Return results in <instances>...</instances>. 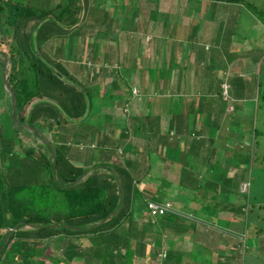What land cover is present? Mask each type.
Wrapping results in <instances>:
<instances>
[{
	"label": "trees",
	"instance_id": "trees-1",
	"mask_svg": "<svg viewBox=\"0 0 264 264\" xmlns=\"http://www.w3.org/2000/svg\"><path fill=\"white\" fill-rule=\"evenodd\" d=\"M31 1L36 2L35 6ZM88 1L83 0L81 4V0H46L42 5L40 0H0V45L7 47L5 53L0 52L1 74L15 98L13 115L17 120L11 136L0 129V264H74L79 259L83 264H139L137 261L141 257L147 258L145 264H150L151 260L157 264H172L193 258L198 251L206 253V258H198L196 264H217L211 261L212 246L197 241L195 236L199 232L193 230L202 224L205 228L202 239H208L213 231L207 232L206 225L218 228L214 235L223 241L220 250L222 245L226 249L224 242L232 237H222L219 232L225 228L226 218L227 232L243 234V240H231L234 251L240 252L238 246H242L244 252L250 250L253 244L264 240V197L249 194V187L246 191L238 188L241 180L250 186V176L260 161L254 152L256 141L248 142L243 133L238 136L231 132L238 122L229 124L231 134L225 138L233 139L240 162H229L232 155L226 153L228 158L220 161L224 168L221 169L220 156L213 163L211 153L215 148L212 145L217 142L216 131L223 118L228 114L230 123L239 121L240 116L238 110L225 112L227 105L234 106L235 102L233 89L225 82L221 87L219 83L216 86L217 75L223 73L224 76V72L212 69L213 72L207 70L205 75H199V70L203 68L202 59L212 48L216 50V45L223 47L219 51L224 53L223 63L231 48L242 43L250 33L264 34L260 20L264 19V15L261 17L264 9L246 0H169L172 3L168 10L158 12L160 0H155L157 19L145 18L149 36L148 30L144 34L135 31L140 30L139 23L143 22L141 18L145 13L153 11L148 7L153 0H128L124 12L121 9L119 13L120 18L124 17L123 24L128 22L127 14L137 17L135 23L122 30L126 44L117 49L114 62L110 60L108 46L101 52L96 42L89 47L91 55L85 54L86 50L69 51L65 60L61 56L66 49L62 43L71 36L70 31L74 37L80 36L75 28L85 15ZM180 1L183 10L176 8ZM215 12L223 16L220 22L210 24ZM174 17H179L181 22L175 24L177 36L173 39L167 34L171 32L175 20H170ZM242 19L243 25L239 28ZM195 21L201 22L196 29L193 27ZM100 27L103 29L96 37L105 39L109 31L104 17L100 19ZM146 34L151 41L149 49L155 47V51L151 52L153 58L150 56L140 63L141 56L135 53L138 50L142 53ZM112 39L119 43L121 38L115 34ZM192 62H195L194 73L189 66ZM128 70L137 76L126 73ZM106 73L112 77L108 86L104 84ZM133 86L139 88L136 96L140 111L130 114L133 117L131 128L126 121L111 124L104 121V114H94L97 97H109L113 101L118 95L116 104L125 108L134 97ZM193 91L197 95L189 97ZM162 96L168 98L165 115L171 114L172 122L158 135L153 126L164 116L157 100ZM192 114L200 115L199 125L189 132L187 126ZM24 123L33 130L29 135L21 132V136L18 126L23 128ZM105 124L118 127L120 131L118 141H112L111 145L105 133L99 132ZM144 129H150L156 141L143 139L134 155L141 160L135 167L132 165L134 157L129 156L132 146L127 140L131 135L142 136ZM252 130L255 137L258 130L255 127ZM37 141H41L42 146H35ZM23 144L28 146L23 147ZM17 145L22 151L16 149ZM119 145L120 155L116 151ZM102 146L107 152H115L118 159L98 161L102 158L93 151H102ZM109 146L111 149L107 148ZM158 146L164 148L163 154L157 152ZM197 148V153L193 154L192 149ZM201 149H204L205 159L199 163V157L203 156ZM161 157L180 164L177 179L183 188L194 186V193L199 188L203 192L200 203L192 207V215L201 222L192 223L188 239L177 247L175 238L184 234V225L187 228L191 221L173 211L152 216L147 202L157 201L159 197L145 187L138 191L142 174L150 173L151 163ZM225 166H230V170H224ZM168 183L165 181L164 185ZM164 187L167 186H161ZM159 188L160 185L156 187ZM229 196L232 202L226 199ZM135 210H138V221L134 217ZM145 210H148L147 218L142 213ZM211 210L224 211L226 216H217ZM144 218L147 220L144 222H148L145 233V223L140 229L136 227ZM238 219L241 220L237 224ZM233 224L237 225L233 228ZM82 239L89 242L86 247ZM47 248L52 252L46 255Z\"/></svg>",
	"mask_w": 264,
	"mask_h": 264
},
{
	"label": "rangeland",
	"instance_id": "rangeland-1",
	"mask_svg": "<svg viewBox=\"0 0 264 264\" xmlns=\"http://www.w3.org/2000/svg\"><path fill=\"white\" fill-rule=\"evenodd\" d=\"M45 1L46 0H40V3L43 5L45 3ZM50 1L51 2H54V1L57 2L59 0H50ZM127 1L128 0H89L86 4V7L88 9L86 10L84 17L81 16L79 23L76 26L77 28H75V24L73 26L70 25V27L72 26V29L75 28L76 30H78V33L80 34V36L78 38H76V37H74V35H72L71 31L69 32V35H71V36H69L66 40L63 41L62 44L65 46L66 49H64V53L61 54V56L63 58H65V60H66L68 55H70L69 51L75 52V50H77L79 52H83L86 50L85 54L91 55L93 52L88 51L89 47L91 44H93V42H96V46H97L96 48H97V50L100 49L101 52L105 49V47L107 48V46H108V53L111 56L110 60L112 62H114L115 61L114 56H115L117 49H119L121 45L126 44L125 41L123 42L122 30H124L125 28H128V26H130L128 24L135 23L136 17H137V15H135L133 13L131 15L127 14V21L129 23L127 22V23L123 24L122 20L124 19V17L120 18L119 13H120L121 9L124 12V6L126 5ZM131 1H134V0H129V2H131ZM246 1H251L252 3L258 5L259 9H264V0H246ZM24 2H25V0H24ZM170 2L172 3V1H169V0H160L159 1V7L157 5V8H159V9H157V11L160 10V12H161V11L168 10ZM31 3H33L32 6H35L34 4H36L35 1L34 2L31 1ZM80 3L84 4L83 0H81ZM167 3H168V6H167ZM155 5H156L155 0H153V2L148 4V7L150 9H153V11L146 12L145 17L141 18L143 20V22L139 23L140 30L135 31L136 33H143L144 34L145 30H148L145 28V20H146L145 18H147V16L151 17L150 20L154 19V21H155L157 19V12L155 9V7H156ZM182 7H183V3H182V1H180V4H178V6H176V8L178 10H183ZM173 8H175V7H173ZM82 9L83 8H81V11H83V10L85 11V9H83V10ZM169 10L173 11L171 9H169ZM260 13H261V11H260ZM186 14H189V12H187ZM200 14H204V13L200 12ZM243 14H245V13L243 12ZM180 15H182V13ZM263 15H264V12L261 13V17H263ZM102 17H104V25H107V27H108L107 31H109V33L106 34L105 39L102 37H100V38L96 37L97 32L100 31L102 28V27H100V19ZM206 17L211 18V15H207ZM119 18H120V20H119ZM197 18H199V17H197ZM179 19H180L179 17H174V18H171V20H170V22H172L173 20H175V21L172 22L174 24L171 26V29H170L171 32H168L167 35L170 37H173V39H174V37L177 36V33L175 32V30H176L175 24L181 22V19L180 20ZM243 20L244 19H242L239 22L240 23L239 28H241V26L243 25ZM198 22L199 21L194 22L193 27L195 29L197 28ZM199 23H201V22H199ZM120 26H121V29H120ZM181 26H183V25H181ZM182 28H184V27H182ZM88 32H91L94 34L92 36V38H90V36L88 37V35H87ZM115 34H118V36H120V38L122 39V40L117 39L119 41V43L115 42V40L112 39V37H114ZM147 34H149V36H150L149 30H148ZM149 36L147 35V37H145V41L143 44V50H142L141 57H140V63H143L144 59L149 58L150 56H151V58H153V56L151 55L153 48L149 49V44H150V40L148 39ZM158 43L160 44V40H158ZM2 47H3V50H1L0 52L5 53L4 48L6 46L2 45ZM6 50H7V47H6ZM46 50H47V48H46ZM121 50L123 52L125 51L123 49H121ZM132 51L135 53L134 50H132ZM211 52H213V48L211 49L210 54H211ZM104 54L105 53H103V55ZM138 55H140L139 50L135 53V56H138ZM216 55H215L214 62H210L208 65L204 66L203 67L204 70L205 69H218V67H215V64L217 63V65H218L221 62L222 55L220 53H219L218 57ZM126 73H129L133 76H137V73H135V72L131 73L130 70H128ZM262 77L264 78V74H262ZM111 78L112 77L108 73L105 74L104 84L107 83L106 86L109 85V81ZM0 79H2L1 73H0ZM118 81L122 86L123 85L122 79L119 78ZM262 81L264 83L263 79H262ZM133 87H135L132 90L134 97H132V99L130 101H128V104L126 105L125 108L121 107V104H119V105L116 104L115 101L116 100L118 101V99H119L118 95H117V97H115L117 99H113V101L109 97H107V99L105 97H97L94 99V107H93L94 108L93 109L94 114H96V115L98 114V116L101 114H104L105 115L104 121H106L107 123H111V124L122 123V122L126 121L127 125L131 128V126L133 125V120H132L133 117H131L130 114L132 112L139 113V111H140V108L137 104V102L139 101V97L136 96L137 93L139 92V88L136 86H133ZM209 90H211V89H208V91ZM262 90H263V88L261 89V91ZM104 91H105V88H104ZM194 95H197V93L193 91L192 94L189 95V97L194 96ZM119 96H120V98H122V94ZM259 97H260V103H258L259 104L258 108H263L264 105H262L261 102L264 103V98H261L260 94H259ZM157 100L160 101L158 108L164 114V116L162 115V118L159 119L157 126H153V130H156L157 134L159 135V132H165L166 126L167 127H168V125L170 126V124L172 122V117H171L172 115L171 114L169 116L167 114L165 115L167 105H168L167 96L157 97ZM0 105L3 106L2 101H0ZM147 106L148 105H146V107ZM3 108L4 107H2V115H0V128H1V130H3V133L7 132V135L11 136V133L13 134V131L11 132V129H10L11 125H10V122L7 120L8 119L7 118L8 117V111L5 108L4 109ZM257 114L258 115H252V113L250 112L247 116V111H246L245 114H243V116L239 119L237 126L233 127L234 131H231V132H235L236 134H238V136H240L242 133L243 134L245 133L246 135H244V136H245V138H247L248 142H251V140H254V139L256 141L255 142L256 150H254V152L260 161L257 162V165L253 169L252 176H250V178H252L250 180L251 181L250 186L248 185V183H242L241 184V190L246 191L249 187L248 193L250 192L251 195L253 193L257 194L258 196H261V198H263L264 197L263 196L264 195V161L263 160L261 161V155H259V154L264 155V131H261L259 129L260 124H261V121H259V119H261V116H260L261 114H260V112H257ZM191 116H194V115H191ZM144 118H146V116ZM227 122L228 121H223L221 126L219 127V129L216 131L218 134V137L216 135L217 142H214L212 145V147L215 148V151L213 153H211V158H213V160L212 159L211 160L213 161V163L216 162L217 157H219V156L222 157L219 160V162L220 161L223 162V159L225 157L228 158L226 156V153L232 155L229 162H232L233 164L240 162V160H239L240 157L238 155L239 153L237 152L238 150H236L234 147L233 139L230 136H228V138H225V135L229 134L228 129L226 127H224L227 124ZM16 125H17V123H16ZM195 125H199V119L197 116H196V121L194 123L191 122V119L189 118L188 126H187L188 131L193 132L192 130H193ZM253 127H256L258 130V133H256L255 137L253 136V130H252ZM111 128H112V131L110 132ZM196 128L198 129V127H196ZM29 130L31 131L33 129L29 128ZM149 130L150 129H148L146 131L144 129V133H141L142 136L131 135L130 137H128L127 143H130L132 146V151L129 152V156L134 157V161H132V165L135 167L140 164L141 160L137 159L136 156H134V155L136 154L137 149H140L142 142H143V139H145V137H146L152 141H154V140L156 141V138H155L156 135L152 136ZM170 130H171V127H170V129H168V132L171 134L173 131H170ZM211 131H213V130H211ZM99 132H101L102 134L105 133L104 136L107 140V143H110L109 145H111L112 141H113V143L118 141L119 132H120L118 127H113L110 124H105L104 126H102V128L100 129ZM207 132H208L207 136L211 135L209 133L210 130L207 129ZM250 133H251V135H250ZM187 134H185L184 136L187 137ZM99 138H100V135H99ZM95 139H92V141L94 142ZM242 143L244 144V142H242ZM34 145L35 146H37V145L42 146L41 141H37ZM188 145H190V143H188ZM196 145L197 146L200 145L199 141L196 142ZM27 146H28L27 144H23V147H27ZM229 146L231 148H229ZM111 147L112 146H109L107 148L111 149ZM16 149L19 151H22V149L20 148L19 145L16 146ZM40 149H42V148H40ZM100 149L102 151H100L99 149H98V151H93L94 153L98 154V157L102 158V160H98V161H103V162L106 160L116 161L118 159L116 153L113 152L112 150L107 152L104 150V149H106V147H104V146H102ZM163 149L164 148H161V146H158L157 152H159L160 154H163ZM121 150H122V148L119 145L116 148L118 155L121 154ZM197 151H198V148H197V150H194V151L192 149L193 154H196ZM201 152H202L203 156L201 155V157H199V158H201L199 160L200 161L199 163L202 162V159L203 160L205 159L204 149L203 150L201 149ZM195 156L198 157L199 154L195 155ZM2 157H3V155L1 154V158ZM161 158L162 159L156 161V163L153 162V163H155V165L153 163H151L152 169H151V171H149L150 173H147L145 176L142 174V177H141V179L139 181V185H138V191H140L142 189V187H145L147 190H151L154 192V194H157V195H155L156 197L157 196L159 197L156 199L157 202H166L167 200L171 201L172 208L169 211H173L175 213H178L181 217L185 218V220L191 221V222L189 221L191 224L187 228L184 225V227H185L184 234L186 236H188L189 230L190 229L193 230V228H192L193 224L192 223H197L198 220L194 216H192L191 214L185 213V212L180 211V210H184V207L187 205L194 206L195 204L200 203V200L203 196L202 195L203 194L202 189L199 188L196 191V193H194V189H195L194 186L189 187L187 189L188 191L185 188H183L181 186L180 180L178 181V179H177V177L180 175V170H179L181 168L180 164L175 165L174 162L171 163L169 161L163 160L164 157H161ZM191 158H194V155H192ZM85 160H87V159H85ZM83 162H84V159L81 161V163H83ZM222 162H220V164H222L221 169L224 168V164ZM226 168H228V170H230V166H227V167L225 166L224 170H227ZM165 181L169 182V183L167 185H164ZM158 185H160V188L156 189V187ZM161 186H167L168 188L167 187L161 188ZM255 191H258V192H255ZM259 192H261V193H259ZM189 197H192L193 200L188 199ZM236 198L239 199L238 196ZM226 199L229 202H232V200L229 199V197H227ZM153 200H155V199H153ZM137 212H138V210H135L134 217L138 221L139 216H138ZM212 212H213V214L220 216V217L226 216L225 215L226 212H224V211L211 210V213ZM142 213L144 214L145 218L148 217V210L147 211L145 210L144 212L142 211ZM145 218L136 224V227H138L140 229V226L143 223H145L143 225V227L145 229L144 233H145V231H147V223H148V222H144V220H146ZM226 219H224V220L226 221ZM239 220H241V219H238L236 221L237 224L239 223ZM225 221L223 224V226L225 228H223L222 231L220 230L219 232L222 233V237H224V236L225 237H227V236L232 237V238H230L229 242L228 241L224 242L225 246L227 247L226 249L222 245V250H220L219 245L221 243H223V241L220 240L219 238L215 237V235H214V232L218 228L211 226L209 223H208V225L205 224L206 228H207V232L213 231L212 233L208 234L209 235L208 239H204V238L202 239L203 230L205 229L202 226V224L196 225V228L193 230V231L199 232V234H197L195 236V239L197 241H200L201 243L212 246L211 249L213 250V252L211 254V261H213L217 264H233V261L235 259H237L235 264H264V240L263 239H260L258 244H254L255 249H256L257 245H259V248H261V249L257 248L258 250L257 249L252 250V252L250 254L251 258L246 256L244 263H242L243 261L241 260L242 255H244V250L242 249V246L237 245L240 248L239 249L240 252L237 254L238 257L236 256L233 260V257H231L230 254H232V252H234V253H236V252L234 251V247L232 249L230 247V245L233 243L231 240H233V241L243 240V236H242L243 234L242 233L239 234L235 231L234 232H232V231L227 232L228 228L225 226L226 225ZM147 238H149V237L147 236ZM150 239H151V237H150ZM178 239H179V241H183L184 240L183 235L178 237ZM82 240L84 241V247H86V245L89 242L86 239H82ZM74 241L75 240H73V242ZM149 241H151V240H149ZM164 241H167V239ZM164 244H166V242ZM177 245H181V243L180 242L177 243L175 245V247H177ZM188 245H189V243L186 244V246H188ZM165 247H167V246L165 245ZM178 248H180V246H178ZM247 251H245V252H247ZM51 252H52V250H50L49 248H47L44 251L45 254L46 253L48 254ZM54 255H59V254L54 253ZM246 255H248V252L246 253ZM198 258L205 260L206 253H204V252L202 253V252L198 251L197 254L195 255V257L189 258V264H196V261L198 260ZM146 260H147V258L145 259V257H141L137 261V263L145 264ZM81 263H82V261H80V259H79L78 262H75L74 264H81ZM149 263L150 264H157V262L155 260H151ZM159 264H161V263L159 262ZM172 264H184V262L178 261V262H173ZM211 264H213V263H211Z\"/></svg>",
	"mask_w": 264,
	"mask_h": 264
},
{
	"label": "crops",
	"instance_id": "crops-1",
	"mask_svg": "<svg viewBox=\"0 0 264 264\" xmlns=\"http://www.w3.org/2000/svg\"><path fill=\"white\" fill-rule=\"evenodd\" d=\"M167 6H168V3H167ZM213 14H214V18L212 19V22L210 24H215V23L220 22V17L223 16V13L215 12ZM260 20L262 21L261 27L263 28L264 27V19H260ZM87 35H88V37H89V35H91V37H92L94 34L91 32H88ZM231 39L233 40L234 37L231 36ZM233 47H235V48H233ZM233 47L231 48L232 51L230 50L232 54L229 52L231 55L228 53L224 57L223 63L220 62L218 65H217V63L215 64V67H218V69H220V71L222 70L224 72V76H223V73L221 75L220 74L217 75L216 86H217V83H219V85L221 87L225 82L229 88L233 89V91H232L233 92V100L235 102L234 106H233V104H228L225 112L231 113L232 111L234 112V111L238 110L237 115L240 116V118L243 116V114H245L246 111H247V116L250 112L252 113V115H258L257 112H260V114H261L260 116H261L262 120L259 119V121H261L259 129L261 131H264V114H263L264 113V107L258 108V105H259L258 103H260L259 94L261 95V98H264V83L262 81V79L264 80V78L262 77V74H264V58H263L264 57V34L261 33L260 35H258L256 32H252L243 40L242 43L235 44ZM150 48H151V46H150ZM222 48L223 47L221 44L216 45V50H213V52H211V54H208V56L206 55L205 58L202 59L201 65L204 67V66L208 65L210 62H214L215 55L217 54L216 56L218 57L219 56L218 53H219V51L222 50ZM1 50H3L2 45H0V51ZM153 51H155V47L153 48ZM221 55H222V59H223L224 53H222ZM138 56H141V53ZM0 59H2L1 53H0ZM150 63H151V65H154L153 61H150ZM2 65H3V63H2ZM194 65H195V62H192L189 64V66L191 67L192 73H194L193 71L196 70ZM207 70H212V69H205L204 70L203 68H201L199 70V75H205L207 73ZM212 72H213V70H212ZM0 73H2L1 64H0ZM1 78H3L2 74H1ZM262 88H263V90L261 91ZM0 101H2V103H3V106L0 105V115H2V107H4L8 111V117H7L8 119L7 120L10 122V125H11L10 129L13 128L15 130L16 121H17L13 115L14 107H15V98L12 97L11 92H9V90L6 87L5 80L3 81L2 79H0ZM240 101H241V103H240ZM261 104L264 105L263 102H261ZM192 115H194V116H191V119H193L192 121H196V116L198 117V119L200 117L199 114H192ZM227 117H228V114L225 115V117L223 118V121H229V120H227ZM236 122H238V119H236L234 121L232 120V122H230V123L227 122V124L224 126L228 129V133H229L228 135L231 134L229 124H236ZM18 128L20 129V135L21 136H23L22 133H26L29 135V133H30L29 129L24 130L20 126H18ZM244 135H246V134L244 133ZM24 136H26V135H24ZM261 156H264V155H261ZM242 183H247V182H244L243 180H241L239 182V188L238 189H240V191H241V184ZM229 199H231L230 196H229ZM260 200H262V199H260ZM192 207L193 206L187 205L184 207V210H180V211H183L185 213H189L192 215V214H194ZM195 207H196V204H195ZM192 216H194V215H192ZM197 220H198V222H201V220L200 221H199V219H197ZM234 225H237V224H233L232 225L233 228H234ZM178 237H180V236H177L175 238V241H174L175 245L179 242L180 243L182 242V241H179ZM183 237H184L183 242L185 243V241L188 239L187 238L188 236L183 234ZM232 246L234 247L233 243L230 245V247H232ZM252 250H256V249L254 247H252L250 250L247 251L248 255H246L247 252H244V255H242V259H241L243 261L242 263H244L246 256L251 258L250 254H251ZM237 254L238 253H236V254L232 253V254H230V256L233 257V260H234V258L237 256ZM236 261H237V259H235L233 261V264H235ZM183 262H184V264H189V259L187 258L186 260H183ZM81 264H83V262Z\"/></svg>",
	"mask_w": 264,
	"mask_h": 264
},
{
	"label": "built area",
	"instance_id": "built-area-1",
	"mask_svg": "<svg viewBox=\"0 0 264 264\" xmlns=\"http://www.w3.org/2000/svg\"><path fill=\"white\" fill-rule=\"evenodd\" d=\"M147 208L152 216L160 215L165 211H169L172 208L170 202L156 203L154 201L147 202Z\"/></svg>",
	"mask_w": 264,
	"mask_h": 264
},
{
	"label": "water",
	"instance_id": "water-1",
	"mask_svg": "<svg viewBox=\"0 0 264 264\" xmlns=\"http://www.w3.org/2000/svg\"><path fill=\"white\" fill-rule=\"evenodd\" d=\"M23 128H24V130H28L29 126L26 123H24Z\"/></svg>",
	"mask_w": 264,
	"mask_h": 264
},
{
	"label": "clouds",
	"instance_id": "clouds-1",
	"mask_svg": "<svg viewBox=\"0 0 264 264\" xmlns=\"http://www.w3.org/2000/svg\"><path fill=\"white\" fill-rule=\"evenodd\" d=\"M154 202H156V203H165V202H157V201H154ZM166 202H170L171 203V201H168V200Z\"/></svg>",
	"mask_w": 264,
	"mask_h": 264
}]
</instances>
